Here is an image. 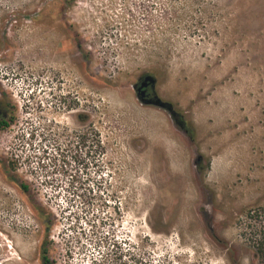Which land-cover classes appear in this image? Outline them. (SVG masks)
<instances>
[{"label": "rangeland", "instance_id": "rangeland-1", "mask_svg": "<svg viewBox=\"0 0 264 264\" xmlns=\"http://www.w3.org/2000/svg\"><path fill=\"white\" fill-rule=\"evenodd\" d=\"M0 92V264H258L264 0H0Z\"/></svg>", "mask_w": 264, "mask_h": 264}, {"label": "flooded vegetation", "instance_id": "flooded-vegetation-1", "mask_svg": "<svg viewBox=\"0 0 264 264\" xmlns=\"http://www.w3.org/2000/svg\"><path fill=\"white\" fill-rule=\"evenodd\" d=\"M147 77V76H146ZM144 78L139 79L135 89L137 91V95L138 92L141 91L144 93V97L142 99H140L143 103H147L148 102H152V101H157L160 100L158 98V96L156 95V91H155V86L153 88L152 85L148 84L147 86L144 85ZM156 84V81H155ZM140 87H142V89L140 90ZM139 97V95H138ZM9 100L7 97H5L1 92H0V132L1 131H5L6 129L9 128V126L11 125V123L14 121L11 114L9 113L10 110V105L8 104ZM161 102V101H160ZM162 103V102H161ZM150 105H155V104H150ZM173 118L174 121L176 122V124L180 127L183 128V122L180 121L179 119V115L177 113L173 114Z\"/></svg>", "mask_w": 264, "mask_h": 264}, {"label": "trees", "instance_id": "trees-1", "mask_svg": "<svg viewBox=\"0 0 264 264\" xmlns=\"http://www.w3.org/2000/svg\"><path fill=\"white\" fill-rule=\"evenodd\" d=\"M251 218L254 219L252 232L254 233L253 244L256 250V257L258 264H264V213L255 212Z\"/></svg>", "mask_w": 264, "mask_h": 264}, {"label": "water", "instance_id": "water-1", "mask_svg": "<svg viewBox=\"0 0 264 264\" xmlns=\"http://www.w3.org/2000/svg\"><path fill=\"white\" fill-rule=\"evenodd\" d=\"M144 82H145L144 85H146V86H147L148 84L152 85L153 88H154V86H155V79L152 78L151 76H147V77H145V78H144ZM141 89H142V87H140V90H141ZM138 95H139V98H140V99H142V98L144 97V93L141 92V91L138 92ZM148 103H149V104H155V105H157V106H163V104L160 102V100L152 101V102H148Z\"/></svg>", "mask_w": 264, "mask_h": 264}]
</instances>
